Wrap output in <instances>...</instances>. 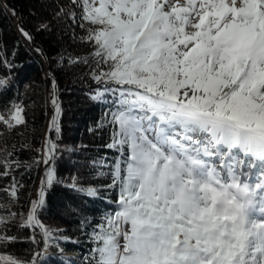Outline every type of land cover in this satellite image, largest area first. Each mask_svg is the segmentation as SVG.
Segmentation results:
<instances>
[{
  "label": "snow or ice",
  "instance_id": "obj_1",
  "mask_svg": "<svg viewBox=\"0 0 264 264\" xmlns=\"http://www.w3.org/2000/svg\"><path fill=\"white\" fill-rule=\"evenodd\" d=\"M70 4L55 15L80 28L83 34L73 31L72 38L90 51L61 54L58 63L85 65L94 85L88 98L108 109L96 130L111 129L103 147L116 155L112 162L107 156L93 160L92 168L111 183L59 175L63 151L71 149L62 151L58 143L62 108L52 76L44 147L25 161L15 154L28 145H0V179L10 178L0 188L9 198L7 213L0 214V249L20 239L8 235L17 215L11 207L23 189L13 173L43 166L35 198L18 224L30 231L24 241L32 245L25 254L30 258L0 250V264H47L58 241L79 243L42 222L56 186L92 199L117 190V198L107 200L115 209L98 221L67 208L80 217L91 244L85 264H264V0ZM19 31L33 42L23 27ZM0 66L9 73L17 67L2 51ZM10 82V75L0 76V95ZM23 125L22 104L0 105L3 129L11 133Z\"/></svg>",
  "mask_w": 264,
  "mask_h": 264
},
{
  "label": "trees",
  "instance_id": "obj_2",
  "mask_svg": "<svg viewBox=\"0 0 264 264\" xmlns=\"http://www.w3.org/2000/svg\"><path fill=\"white\" fill-rule=\"evenodd\" d=\"M61 5L67 10L71 7L70 0H0V51L17 66L11 73L6 67L0 66V76L11 77L8 90L0 95V105L12 101L20 103L24 107L26 118V125L17 127L11 133L0 126V131H4V135L0 136V145L15 144L17 149L20 145H28V149L15 154L21 160L31 161L37 156V150L44 147L53 111L50 104V84L51 77L54 76L62 108L58 143L62 151L65 148L71 149L63 151L57 166L58 173L61 177L79 175L85 183L102 186L111 183V180L96 176L92 162L101 156H107L109 162H112L116 155L103 147L110 142L111 129L96 130V125L108 109L88 98L89 88L94 85L86 76L88 68L85 65L69 66L65 63L61 66L58 63L61 54L71 53L75 57H83L90 51L88 46L72 38L73 31L77 36L83 34L80 28L55 15ZM42 24L47 25V28L42 29ZM21 27L31 34L33 42L22 36L19 31ZM37 48L42 51L37 52ZM52 138H56L55 132L52 133ZM42 173L43 166L39 172L20 168L13 173L22 182L23 189L19 193V203L11 207V211L17 215L8 225V235H17L20 239L0 250L21 258H30L25 254L31 251L32 245L24 242L30 231L19 229L18 224L20 213L26 214L30 200L35 198ZM9 182L10 178L0 179V188ZM101 196L105 198H84L62 186H56L49 192L47 210L41 216L42 222L64 230L65 235L79 240V243L58 241L71 254H50L47 264H64L61 257L70 264H85L84 258L89 254L91 244L84 231L79 228L80 217L68 212L67 208L72 205L98 221L105 212L115 209L116 205H109L107 200H115L117 190L101 192ZM0 205H3L0 214H6L9 198L4 192H0Z\"/></svg>",
  "mask_w": 264,
  "mask_h": 264
},
{
  "label": "water",
  "instance_id": "obj_3",
  "mask_svg": "<svg viewBox=\"0 0 264 264\" xmlns=\"http://www.w3.org/2000/svg\"><path fill=\"white\" fill-rule=\"evenodd\" d=\"M58 94H59V99H60V93H59V88H58ZM53 114V113H52ZM50 124V123H49ZM49 133V127H48V132H47V135ZM60 246V245H59ZM65 250V249H64ZM49 252L50 254H63V255H70L71 253H69L68 251H63L62 253L60 251H57V252H54V251H51V248L49 249Z\"/></svg>",
  "mask_w": 264,
  "mask_h": 264
},
{
  "label": "bare ground",
  "instance_id": "obj_4",
  "mask_svg": "<svg viewBox=\"0 0 264 264\" xmlns=\"http://www.w3.org/2000/svg\"><path fill=\"white\" fill-rule=\"evenodd\" d=\"M61 248L63 249V251H65L64 248H63L62 246H59V248L53 246V247L51 248V251L57 252V251H60Z\"/></svg>",
  "mask_w": 264,
  "mask_h": 264
},
{
  "label": "rangeland",
  "instance_id": "obj_5",
  "mask_svg": "<svg viewBox=\"0 0 264 264\" xmlns=\"http://www.w3.org/2000/svg\"><path fill=\"white\" fill-rule=\"evenodd\" d=\"M52 113H53V111H52ZM52 116V115H51ZM51 120V119H50ZM50 123V122H49Z\"/></svg>",
  "mask_w": 264,
  "mask_h": 264
},
{
  "label": "clouds",
  "instance_id": "obj_6",
  "mask_svg": "<svg viewBox=\"0 0 264 264\" xmlns=\"http://www.w3.org/2000/svg\"><path fill=\"white\" fill-rule=\"evenodd\" d=\"M223 197H221V199H222Z\"/></svg>",
  "mask_w": 264,
  "mask_h": 264
}]
</instances>
